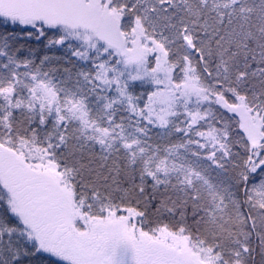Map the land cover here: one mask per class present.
<instances>
[{
	"label": "snow or ice",
	"instance_id": "1",
	"mask_svg": "<svg viewBox=\"0 0 264 264\" xmlns=\"http://www.w3.org/2000/svg\"><path fill=\"white\" fill-rule=\"evenodd\" d=\"M0 264H264V0H0Z\"/></svg>",
	"mask_w": 264,
	"mask_h": 264
}]
</instances>
